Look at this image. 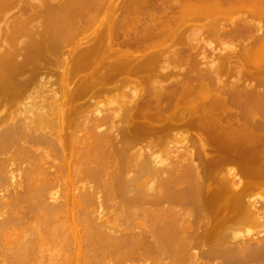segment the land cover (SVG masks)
<instances>
[{"label":"bare ground","instance_id":"obj_1","mask_svg":"<svg viewBox=\"0 0 264 264\" xmlns=\"http://www.w3.org/2000/svg\"><path fill=\"white\" fill-rule=\"evenodd\" d=\"M18 1L0 0V264H264V0H37L39 19ZM86 19L96 28L70 47ZM203 28L247 39L234 78L204 56L171 66L193 60ZM52 66L64 83L91 69L71 101L119 82L117 105L76 119L46 93ZM166 138L197 152L171 165Z\"/></svg>","mask_w":264,"mask_h":264},{"label":"rangeland","instance_id":"obj_2","mask_svg":"<svg viewBox=\"0 0 264 264\" xmlns=\"http://www.w3.org/2000/svg\"><path fill=\"white\" fill-rule=\"evenodd\" d=\"M19 1H21V3H22V0H19ZM18 1V2H19ZM24 2L22 3V5H20L21 3L19 2H17L20 6H23V7H20L19 6V8H23L24 9V5H25V7L27 6L26 5V2H27V4L29 3V5H28V7L30 8V6H32L30 9L33 11L32 12V15H33V17H34V14L33 13H35V10L36 9H38L39 7H41V6H43L44 4L43 3H41L42 5L41 6H37L38 5V2L39 1H37V0H30V1H32L35 5H36V3H37V5H36V7L33 5V4H31L30 5V1H28V0H23ZM53 1V0H52ZM55 2H56V0H54ZM58 1H60V0H58ZM122 1L123 0H116V7H118V5H120L121 3H122ZM40 2H43V0H41ZM113 2H114V0H113ZM16 3V4H17ZM40 4V3H39ZM15 7H18V5H16V6H13L11 9H10V13H11V15L9 14V13H7L8 14V16L7 17H15V15L14 14H17V12L19 11V10H22V9H19L18 11H14V9H17V8H15ZM34 7V8H33ZM116 7L114 8V10H109V9H107L106 11L104 10L103 12H102V14L99 16V22L100 21H104V22H108V21H111V19L113 20L114 19V17H111L112 15H114V16H116V14H117V9H116ZM27 8V7H26ZM36 8V9H35ZM43 8V9H42ZM42 8H39V9H41V10H39L40 11V13H42L41 11H43L44 10V8H45V5L42 7ZM35 9V10H34ZM11 10H13L14 12V14L12 13V11ZM26 10H28V12H26V13H22V12H19V14L20 13H22V15H24V14H29V15H31V10H30V12H29V9H26ZM37 10V11H38ZM23 11V10H22ZM84 11L86 12L87 11V9H84ZM84 11H82V14L84 13ZM92 11V10H91ZM23 12H25V11H23ZM45 12V10L43 11V13ZM90 12V11H89ZM148 12V10H144V11H139V13L137 12L136 14H133L132 16H133V18L134 17H138V15L140 16V18L142 19V18H145V16H147V13ZM42 13V15H44ZM87 13H88V11H87ZM90 13H92V12H90ZM90 13H88V14H90ZM142 13V14H141ZM13 14V15H12ZM85 14V13H84ZM138 14V15H137ZM29 15H24V16H21V18L22 17H24L25 18V16H26V18H27V16L28 17H30ZM35 15H37V13H35ZM38 15H41V14H38ZM35 16V19H39V17L40 16ZM110 15V16H109ZM17 16H19L18 14H17ZM89 16V15H88ZM144 16V17H143ZM20 17V16H19ZM19 17H16L17 19H15V20H18L19 19ZM131 17V16H130ZM32 18V17H31ZM43 18H44V16H43ZM43 18L41 17L40 18V22H41V19L43 20ZM132 18V17H131ZM139 17H138V20H141ZM11 19V18H10ZM32 19H34V18H32ZM31 19V22L30 23H35V22H32L33 20ZM8 20H9V18H7V22H8ZM13 21H15L14 20V18L12 19ZM135 20H136V18H135ZM137 20V21H138ZM9 21H11V20H9ZM35 21V20H34ZM37 21V20H36ZM39 21H37V22H39ZM87 22V25H88V22L90 23L91 22V20L90 21H87V19L86 20H84V22ZM6 22V23H7ZM12 22V21H11ZM10 22V23H11ZM36 22V23H37ZM86 22L85 23H81L84 27H82V26H80V27H78L77 26V28L76 29H80V33L78 34L77 33V35H75V32L77 31V30H75V29H73L75 32L73 33L74 35V37L73 36H70L68 39H69V42H71L70 43V47H72L73 45H75V44H78V43H82V42H84V41H86V39L88 40L89 39V36H91L92 35V30L93 29H95L96 28V24L94 23V24H92L93 22H91V25H93V27L91 26V25H86V27H87V29H89V30H86V29H83V28H86L85 27V24H86ZM98 22V23H99ZM135 22V21H134ZM13 23V22H12ZM35 23V24H36ZM42 23V22H41ZM97 23V22H96ZM136 23V22H135ZM14 24V23H13ZM13 24H11V25H13ZM38 24V23H37ZM37 24H36V27H38V29H39V27H41L42 26V24H40V26H39V24H38V26H37ZM1 25L2 24H0V27H1ZM7 25L8 24H6V27H7ZM34 25V24H33ZM8 26H10V24L8 25ZM35 26V25H34ZM5 27V28H6ZM193 27H196V26H193ZM201 27V26H200ZM199 26L197 27V28H200ZM42 28V27H41ZM40 28V29H41ZM90 28H92V29H90ZM81 29H83V30H81ZM201 29V28H200ZM199 29V31H200V37L199 38H197L196 39V41H199V44L197 45V47L195 48V50L193 51V53L194 54H192V55H194V58H193V60L195 59V61L196 62H193V60L191 59V57L189 58L190 60H188V61H186L184 64H180L179 66H178V63L177 62H172V63H174V64H171V66H176V67H184L187 71H191V72H195L196 71V69H194V67L196 66V65H201L200 63H202L203 61L201 60V58L200 57H202V56H204V58L206 59V61L207 62H209L210 60H212L211 62H215V64L216 65H218V74L220 75V76H222V77H224V76H227V78L228 79H232V78H234L235 76H237V74L235 75V73L237 72V68H239L240 69V66H239V64H237V62H235L236 60H238V61H242L243 60V56H242V54H241V48H242V45L244 44V43H246V41H247V39H241V40H239V39H233L232 37H230V36H228V37H224V36H221V37H217V36H214L213 34H211L208 30H204V28L202 29V30H200ZM91 30V31H90ZM89 31H90V33H89ZM0 32H2V30L0 31ZM77 32H79V30L77 31ZM252 33H254V31H252ZM91 34V35H90ZM72 37V38H71ZM73 39V41H71ZM24 40V39H23ZM230 46H234V47H238V49L240 50V51H238V52H240V53H238V58H230L229 60H226V56L227 57H231V55H230V51L229 50H227V48L228 47H230ZM119 49L120 47H117V46H115V47H113V49ZM123 47H121V49H122ZM124 49V48H123ZM229 49V48H228ZM223 55V56H222ZM226 55V56H225ZM222 56V57H221ZM225 56V57H224ZM224 57V58H223ZM236 59V60H235ZM55 61L57 60L58 61V58L57 59H54ZM229 61H231V62H229ZM206 62V63H207ZM217 62H219V64L217 63ZM235 62V63H234ZM58 63V62H57ZM204 63V62H203ZM59 64V63H58ZM230 65V66H229ZM233 65V66H232ZM56 69L55 71L54 70H52V69ZM52 69H51V73H52V75H51V73L49 72V75L47 74H45V76L43 75V76H41L40 78L41 79H43L44 80V86L47 84L48 86H47V88H48V91H46V89L47 88H45L44 86V90L46 91V93L49 95V94H51V91L52 90H54V92H55V90H56V93L59 95V96H63V98H62V100H66V101H64L65 103H66V105L67 106H79V108H81V113H79L78 115H77V118L76 119H79L80 117H83V116H85V115H89L90 114V112H92V109L91 108H93L94 107V110L96 109L95 107H97V109H106V108H108V107H110V106H113V105H115L116 103H118V102H116V101H118L119 100V98H118V95L117 94H119L120 93V90H118L117 92H115L116 91V84H119V82H115V81H112V82H114V83H112V82H110V84L107 82H105V84L106 85H100V84H96V87H95V85H93L94 87H95V89H93V87L91 86V88L93 89L92 91H90V94L89 95H87L86 97H83V99L82 98H79V99H73L72 101L70 100V90H71V92H73V91H75L76 89H78L79 87H80V85L82 86V84H80L83 80H87L88 79V77H89V74H90V68H87L86 67V70H84L83 68H81V70L80 69H78V72L76 73V71L74 70V72H75V74H73V73H71V74H69L71 77H69V80H68V82L70 83H68V82H66V83H64V80H63V78L58 74V72H57V68L55 67V66H52ZM232 69H234V73L232 72ZM247 69V68H246ZM245 69V70H246ZM61 69L59 68V71H60ZM80 70V71H79ZM53 71H54V73H53ZM239 71H241V70H239ZM238 73V72H237ZM240 73V72H239ZM51 75V76H50ZM54 75V76H53ZM88 75V76H87ZM56 76V77H55ZM59 77V78H58ZM86 77H87V79H86ZM44 78H46V79H44ZM55 78V79H54ZM155 78V77H154ZM68 79V78H67ZM83 79V80H82ZM70 80H71V82H70ZM137 80V81H136ZM156 80V79H155ZM41 81V80H40ZM74 81L76 82V83H74ZM78 81V82H77ZM81 81V82H80ZM42 83H43V81H41ZM45 82H46V84H45ZM80 82V83H79ZM84 82V81H83ZM64 83V84H63ZM72 83V84H71ZM85 83V82H84ZM134 83V84H133ZM136 83V84H135ZM78 84H80L79 86H78ZM133 84V85H132ZM132 84L130 85V86H132L133 88H131L130 86H128L130 89H128V91H127V93H134V94H138L139 93V91L141 90V88L140 87H142L143 85L141 84V83H139V79H137L136 77L135 78H133V81H132ZM138 84H141L140 85V87L138 88V87H135V86H137ZM40 85V84H39ZM43 85V84H42ZM98 85V86H97ZM115 85V86H114ZM65 86H66V88H65ZM68 86V87H67ZM78 86V87H77ZM112 88V86H114L113 88H115V89H111L110 87ZM39 86H37L36 88H38ZM42 89H43V87L42 86H40ZM53 89H52V88ZM77 87V88H76ZM99 87H104L108 92H106V90H104V91H102V89H99ZM108 87V88H107ZM35 88V91H37V93H39V89H41V88H39V89H36ZM69 88H70V90H69ZM90 88V89H91ZM99 90H101V91H97L98 89ZM136 88H138V91H135L136 90ZM49 89H50V92H49ZM60 89V90H59ZM133 89V90H132ZM140 89V90H139ZM44 90H41V91H44ZM95 90H96V93H94L95 92ZM132 90V91H131ZM40 91V96L41 95H43V96H45L44 95V93H45V91L44 92H41ZM60 91H61V93H60ZM112 91V92H111ZM114 91V92H113ZM135 91V92H134ZM53 92V91H52ZM104 92H106V93H104ZM138 92V93H137ZM34 93H36V92H34ZM37 93H36V95H37ZM93 93H94V95H93ZM97 93H98V96H99V93H100V96L98 97L97 96ZM46 94V95H47ZM65 94V95H64ZM68 94V95H67ZM102 94V95H101ZM33 95V94H32ZM34 96V98L33 99H35V97H40V96ZM39 95V94H38ZM93 95V96H92ZM117 95V96H116ZM42 97V96H41ZM66 97V98H65ZM92 99H91V98ZM94 97H95V99H94ZM114 97H117V100H116V98L114 99ZM89 98L92 100H89ZM33 99H27L28 101H27V103L25 104V105H30L28 102H33ZM40 99V98H39ZM39 99H35L34 100V102H38L39 101ZM30 100V101H29ZM78 100V101H77ZM110 100H113V101H110ZM114 100H115V102H114ZM68 101H70V102H68ZM90 101V102H89ZM22 102H26V100L25 101H22ZM21 102V103H22ZM58 102H60L59 100H58ZM81 102H84V103H81ZM91 103V104H89V103ZM114 103V104H112V103ZM21 103H18V104H21ZM24 103H23V105H24ZM81 104V105H80ZM85 104H87V105H89V107H83V106H85ZM111 104V105H110ZM23 105H20V107L22 106L23 107ZM83 105V106H82ZM86 105V106H87ZM99 105V106H98ZM117 105V104H116ZM18 107H19V105H17ZM17 106H15V107H17ZM14 107V108H15ZM105 107V108H104ZM10 108H12V107H10ZM90 108V109H89ZM102 109V110H103ZM93 110V111H94ZM184 134V133H183ZM177 138H180V137H178V136H176ZM168 138V137H167ZM166 138V140L164 139L163 141H169L168 143H167V148L169 147L170 149H171V151H170V149L168 150V152H166L165 151V148L163 147V149L161 148V146H159L160 148H161V150H163L164 152H165V154L163 155V156H161V158L163 157V158H165V160H167V162L172 158V157H174L175 159H177V162H179L178 161V159L180 160V159H182V158H184V160H185V158H187V156H189V152H193V155L197 152V149H196V147L195 148H193L191 145H190V143L187 141H184V142H182V141H180L179 139H177V141H176V139H167ZM181 139V138H180ZM178 140H179V142H178ZM181 142V143H180ZM186 142V143H185ZM185 145H184V144ZM163 144L164 145H166V143H164L163 142ZM182 145H183V147H182ZM187 145H188V147H187ZM191 147H190V146ZM190 147V148H189ZM159 148V149H160ZM185 150H189L188 151V153H187V151H185ZM192 148V149H191ZM178 149V150H177ZM161 150H155V153H156V151L157 152H159L160 154H159V156L160 155H162V153H164L163 151H161ZM177 150V151H176ZM184 150V151H183ZM161 151V152H160ZM176 151V152H175ZM178 151H180V152H178ZM182 152V153H181ZM167 153V154H166ZM158 154V153H157ZM173 154V155H172ZM187 154V155H186ZM208 154L209 155H211V153L210 152H208ZM172 155V156H171ZM176 155V156H175ZM184 155V157H182ZM209 155H208V157H209ZM169 156V157H168ZM179 156H181V158L179 157ZM186 156V157H185ZM171 157V158H170ZM178 157V158H177ZM173 159V158H172ZM175 159H173V160H175ZM173 160H171V161H169V163L170 162H172ZM184 160H181V164H183L184 163ZM176 161V160H175ZM182 161H183V163H182ZM187 161V159L185 160V163H187L186 162ZM195 161L197 162V160L195 159ZM168 163V165H170ZM184 163V164H185ZM172 165V164H171ZM171 165H170V167H171ZM169 167V166H168ZM261 190H263V189H261ZM260 190V191H261ZM259 191V190H258ZM258 191H257V193L255 192L254 193V195H255V197L257 198V200H259V201H261V198L262 197H264V195H261V192L258 194ZM263 194H264V191H263ZM261 197V198H260ZM263 200H264V198H263ZM261 202H264V201H261ZM249 229H251V228H249ZM252 231L254 230L253 228L251 229Z\"/></svg>","mask_w":264,"mask_h":264}]
</instances>
